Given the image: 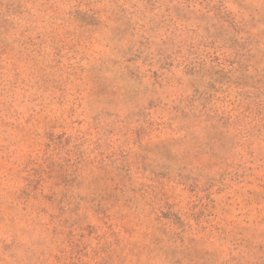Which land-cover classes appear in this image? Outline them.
<instances>
[{
  "label": "rangeland",
  "instance_id": "rangeland-1",
  "mask_svg": "<svg viewBox=\"0 0 264 264\" xmlns=\"http://www.w3.org/2000/svg\"><path fill=\"white\" fill-rule=\"evenodd\" d=\"M0 264H264V0H0Z\"/></svg>",
  "mask_w": 264,
  "mask_h": 264
}]
</instances>
